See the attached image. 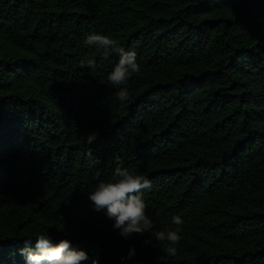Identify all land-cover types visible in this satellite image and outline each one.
<instances>
[{
    "label": "trees",
    "instance_id": "obj_1",
    "mask_svg": "<svg viewBox=\"0 0 264 264\" xmlns=\"http://www.w3.org/2000/svg\"><path fill=\"white\" fill-rule=\"evenodd\" d=\"M92 32L137 51L124 103ZM117 158L158 228L183 218L175 257L91 207ZM46 229L82 264H264V0H0V264Z\"/></svg>",
    "mask_w": 264,
    "mask_h": 264
},
{
    "label": "clouds",
    "instance_id": "obj_2",
    "mask_svg": "<svg viewBox=\"0 0 264 264\" xmlns=\"http://www.w3.org/2000/svg\"><path fill=\"white\" fill-rule=\"evenodd\" d=\"M83 45L85 48L94 49L101 60L107 61L113 55L118 57V62L107 75V81L116 90L115 96L120 103L128 101V81L133 74L141 71L137 51L134 48L126 49L117 39L96 32L89 33L84 38ZM80 65L89 70L99 66L95 54L84 57ZM97 133H88L86 142L91 144L97 138ZM116 165L110 179L99 180L86 190L91 207L96 212H104L113 222V230L123 239H131L137 234L146 236L144 245H151L175 257L182 239L183 218L173 215L171 225L175 227L158 228L148 212V205L141 191L151 187L150 180L124 166L119 158ZM34 239V246L32 237L24 239V247L19 250L24 264H82L89 259L88 252L83 248L73 247L70 239L54 242L47 229L36 234ZM136 254L135 246L131 247L127 256L121 257V264H126ZM93 264H99V261L96 260Z\"/></svg>",
    "mask_w": 264,
    "mask_h": 264
}]
</instances>
